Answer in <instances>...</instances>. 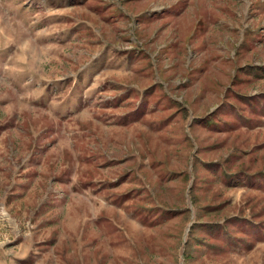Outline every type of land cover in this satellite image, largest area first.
<instances>
[{
	"label": "rangeland",
	"instance_id": "1",
	"mask_svg": "<svg viewBox=\"0 0 264 264\" xmlns=\"http://www.w3.org/2000/svg\"><path fill=\"white\" fill-rule=\"evenodd\" d=\"M0 264H264V0H0Z\"/></svg>",
	"mask_w": 264,
	"mask_h": 264
},
{
	"label": "trees",
	"instance_id": "2",
	"mask_svg": "<svg viewBox=\"0 0 264 264\" xmlns=\"http://www.w3.org/2000/svg\"><path fill=\"white\" fill-rule=\"evenodd\" d=\"M234 219H237V218H234Z\"/></svg>",
	"mask_w": 264,
	"mask_h": 264
}]
</instances>
